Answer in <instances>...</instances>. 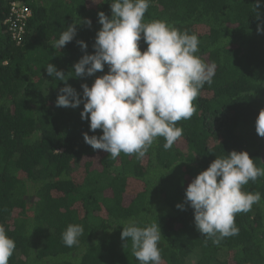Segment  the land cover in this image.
<instances>
[{"label":"trees","instance_id":"obj_1","mask_svg":"<svg viewBox=\"0 0 264 264\" xmlns=\"http://www.w3.org/2000/svg\"><path fill=\"white\" fill-rule=\"evenodd\" d=\"M14 2L31 12L20 44L4 24ZM111 3L0 0V225L16 245L8 264H139L131 241L120 238L129 220L140 227L158 222L162 264H264V176L243 186L261 201L236 214L238 234L219 244L205 243L185 202L188 184L217 157L245 151L264 168V138L255 131L264 109V0H150L144 22L161 20L196 34V55L217 68L193 101L195 114L177 122L182 138L165 150L160 137L139 159L93 150L82 134L102 131H90L81 119L83 103L55 105L66 84L82 95L81 84L91 87L107 74L105 65L91 77H75L73 65L94 54L102 27L97 13L110 18ZM73 23H79L73 40L55 48ZM139 44L143 52L147 45ZM47 63L66 81L48 76ZM69 224L84 230L73 247L61 238Z\"/></svg>","mask_w":264,"mask_h":264},{"label":"clouds","instance_id":"obj_2","mask_svg":"<svg viewBox=\"0 0 264 264\" xmlns=\"http://www.w3.org/2000/svg\"><path fill=\"white\" fill-rule=\"evenodd\" d=\"M150 0H112L111 17L98 12L102 25L95 36L94 54H85L73 65L75 77H91L96 72L107 74L96 78L89 87L81 84L82 95L66 84L55 101L57 107L76 108L83 103L81 119L89 121V130L102 131L99 137L83 133V140L93 150H102L113 159L121 153L143 158L158 138L163 137L165 150L171 149L183 136L177 127L180 120L190 119L197 111L193 101L203 86L212 83L217 65L206 63L196 53L199 39L196 34L154 20L144 22ZM259 7V4H257ZM81 21H79L80 23ZM61 32L54 47L62 49L76 35V25ZM84 24L91 27V20ZM257 31L261 29L258 25ZM147 45L141 52L139 42ZM82 51L87 45L77 41ZM48 76L66 81L62 71L47 63ZM257 135L264 138V109L255 121ZM264 176L245 151H232L217 157L200 172L185 190V202L193 210L196 230L213 244L238 234L237 213H246L259 204L261 194L242 191L249 181ZM184 210L182 204L176 206ZM83 226L69 224L62 233L67 247L79 244ZM158 222L144 227L134 220L127 221L120 233L125 244L131 241L132 255L139 264H162L158 247L162 239ZM15 242L0 225V264H8Z\"/></svg>","mask_w":264,"mask_h":264},{"label":"built area","instance_id":"obj_3","mask_svg":"<svg viewBox=\"0 0 264 264\" xmlns=\"http://www.w3.org/2000/svg\"><path fill=\"white\" fill-rule=\"evenodd\" d=\"M30 10L19 4L11 3L9 8V16L4 21V24L7 26V31L10 33V36L16 44H20L22 35L24 33V26L26 20L30 17Z\"/></svg>","mask_w":264,"mask_h":264}]
</instances>
